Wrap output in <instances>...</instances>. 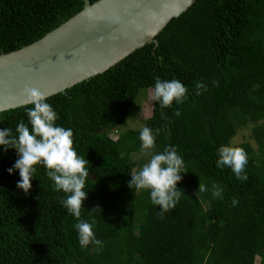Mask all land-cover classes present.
Returning <instances> with one entry per match:
<instances>
[{"label":"trees","instance_id":"16d2710c","mask_svg":"<svg viewBox=\"0 0 264 264\" xmlns=\"http://www.w3.org/2000/svg\"><path fill=\"white\" fill-rule=\"evenodd\" d=\"M81 6V0H0V53L39 39ZM155 77L188 88L182 104L163 109L166 119L150 99L143 123L154 134L161 129L151 152L175 147L185 163L176 185L183 193L162 218L149 190L128 187L142 164L128 159L139 150L140 132L113 135L137 91L151 92ZM195 82L207 85L199 96ZM46 103L90 163L81 219L93 223L104 246H80L78 221L60 202L66 194L54 190L42 165L29 193L18 189V171L8 173L17 153L0 146V264H264V0H193L150 43ZM32 107L1 111L0 130L15 132ZM248 125L253 145L231 143ZM221 145L244 148L246 181L216 167ZM199 183L209 191L200 193ZM213 183L223 199L211 195Z\"/></svg>","mask_w":264,"mask_h":264},{"label":"clouds","instance_id":"9594fccd","mask_svg":"<svg viewBox=\"0 0 264 264\" xmlns=\"http://www.w3.org/2000/svg\"><path fill=\"white\" fill-rule=\"evenodd\" d=\"M212 83L213 86L218 85V81L214 80ZM194 87L197 96L207 90V85L203 82H195ZM187 93L188 88L181 81H162L159 77H155L150 99L158 102L161 118L166 119L163 109L170 107L173 102L182 104ZM25 95L27 103L33 105L26 112L28 122L21 120L15 132L11 128L0 130V146L5 152L14 149L18 156L14 165L8 169V173L11 175L14 171H18L20 179L16 187L28 194L36 166L42 165L46 169V175L53 182L54 190L66 194L60 202L78 221L75 228L78 231L80 246L87 247L93 244L102 249L103 242L96 238L93 223L81 219V209L84 208L83 203L88 193L84 188L90 177V163L85 156L77 153L73 131L56 124L59 116L53 107L46 103L47 97L36 88H25ZM174 115L179 117L181 113L177 110ZM160 131L161 129L157 128L154 134L151 128L141 127L139 136L141 149L149 159L139 170L132 172L128 187L137 191L149 190L151 202L160 207L158 214L162 218L165 213L174 209L179 201L183 192L178 190L176 185L182 179L181 174H185L186 171L184 160L175 147H165L160 153L150 151L155 148L156 135ZM217 155V168L228 167L238 180L248 179L245 173L248 158L244 148L221 145ZM198 190L200 193L209 191L204 183H199ZM222 193L223 188L213 183L211 195L223 199ZM237 203L238 200L234 198L233 206ZM96 209L99 208H93L89 212Z\"/></svg>","mask_w":264,"mask_h":264},{"label":"water","instance_id":"95a60500","mask_svg":"<svg viewBox=\"0 0 264 264\" xmlns=\"http://www.w3.org/2000/svg\"><path fill=\"white\" fill-rule=\"evenodd\" d=\"M81 9L39 39L0 53V112L27 105L107 70L150 43L193 0H81Z\"/></svg>","mask_w":264,"mask_h":264},{"label":"rangeland","instance_id":"374dc122","mask_svg":"<svg viewBox=\"0 0 264 264\" xmlns=\"http://www.w3.org/2000/svg\"><path fill=\"white\" fill-rule=\"evenodd\" d=\"M150 90L148 89H139L136 93V96L132 102V105L127 109V118L124 124L119 127L116 131L117 134L113 135H120L123 132H126L128 130L133 131H139L141 130V127L143 126L144 121L148 118L150 113ZM249 127L248 125L246 128L239 129L235 135L230 140L231 143H241V142H247L248 144H252L250 138H249ZM144 153L141 149V141H140V147L139 150L135 153H130L128 155V159L131 161H141L140 168L143 166L146 161L144 160ZM256 261V260H255Z\"/></svg>","mask_w":264,"mask_h":264}]
</instances>
